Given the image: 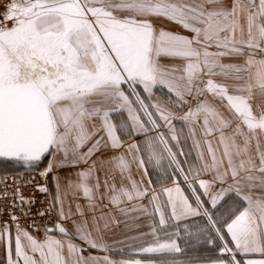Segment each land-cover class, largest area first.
Here are the masks:
<instances>
[{
    "label": "snow or ice",
    "instance_id": "obj_1",
    "mask_svg": "<svg viewBox=\"0 0 264 264\" xmlns=\"http://www.w3.org/2000/svg\"><path fill=\"white\" fill-rule=\"evenodd\" d=\"M254 88L264 94V0H7L0 161L51 175L55 194L33 213L24 184L0 190L11 201L3 264H145L108 255L119 234L136 255L159 258L147 264H264ZM53 213L31 226L43 241L20 226V216ZM200 245L217 257L187 256Z\"/></svg>",
    "mask_w": 264,
    "mask_h": 264
},
{
    "label": "crops",
    "instance_id": "obj_2",
    "mask_svg": "<svg viewBox=\"0 0 264 264\" xmlns=\"http://www.w3.org/2000/svg\"><path fill=\"white\" fill-rule=\"evenodd\" d=\"M227 3H231V0H226ZM154 22L156 23V26L158 29L163 28L166 30H170L176 33H182L185 35H192L190 32H187L186 30H184L181 26L169 22L167 20L161 19V18H154ZM257 59L260 58L259 56L256 57ZM227 62V61H226ZM233 62H237V61H233ZM161 63L163 64H172L173 61L167 57H161ZM218 80L223 79L221 77H217ZM162 93H158L157 95L161 96ZM249 103L252 105L254 114H259L260 112H264V94H262L258 88H254L253 89V93H252V98L249 101ZM131 142V141H129ZM47 163V159L45 160V162L42 164L41 169H43L45 167ZM40 172V171H38ZM150 175L153 176V182L155 183V173L154 172H150ZM3 175H13L11 173H5ZM3 175H0L3 176ZM22 175V174H20ZM14 176H19V175H14ZM49 183H50V188H51V194L52 196L55 194V189L53 187V180H52V176L49 175ZM252 195L254 196V198H261L264 197V191L260 190V189H256ZM76 202H80V203H84L85 201L83 199L79 200V201H74L73 202V210H74V205ZM139 231H147V228H141ZM125 232L127 233V236L131 237V236H136L138 235V231L133 229L131 231L129 230H125ZM33 234V233H31ZM56 238L60 239L62 238L60 236V234L58 232L54 233ZM34 236H36L35 234H33ZM39 240L43 241L46 237V234L42 237H38L36 236ZM118 239L123 241L122 243H115L113 245L114 251L112 253H108V255L111 256V258L113 259H127V258H134V259H142L145 261V264H147V262L149 260H157L159 259L158 257L155 256H145V255H136V249L134 247H130V245H134L135 243H137L136 241L132 240V239H128L125 238L124 234H119ZM145 239H151V237H145ZM76 243H80V241H75ZM109 243L111 244L112 241H109ZM81 247H87L84 244H81ZM116 249H122V251H116ZM93 254L98 255V256H103L105 255V253L103 252H99V251H95L92 250ZM217 253V251H216ZM88 252H85L84 255H88ZM252 258H258V257H252ZM5 261V251H4V247L3 244H0V264H3V262Z\"/></svg>",
    "mask_w": 264,
    "mask_h": 264
},
{
    "label": "built area",
    "instance_id": "obj_3",
    "mask_svg": "<svg viewBox=\"0 0 264 264\" xmlns=\"http://www.w3.org/2000/svg\"><path fill=\"white\" fill-rule=\"evenodd\" d=\"M7 5V0H0V13H3L5 11ZM7 27H11L12 24L9 22ZM31 177H35V180H32L30 183L27 182ZM0 179L7 181V183H0V190L4 188H9L11 190V194L15 195V189L17 188L18 184H24V187L22 189V193L25 197L29 196H35L36 197V204L37 207L33 208V213H36L38 210L39 206L41 204L47 206L51 200H52V194H51V188H50V183H49V177L47 179H42L40 177V172L36 173H24L19 176H14V175H3L0 177ZM15 180V182H14ZM49 187V194L45 196L44 194H41L39 191L36 190L35 185H45ZM11 206V201L8 200H0V210L3 211V214L0 215V223H5L9 222L11 217L9 215V208ZM19 215V213H17ZM57 217L53 213L51 217H46V218H40L39 216L36 215H25V216H20V226L29 230L30 233L35 234L38 237L44 236L45 229L40 228L37 231L32 230V225L34 223H39V224H48L53 221H55Z\"/></svg>",
    "mask_w": 264,
    "mask_h": 264
},
{
    "label": "rangeland",
    "instance_id": "obj_4",
    "mask_svg": "<svg viewBox=\"0 0 264 264\" xmlns=\"http://www.w3.org/2000/svg\"><path fill=\"white\" fill-rule=\"evenodd\" d=\"M161 96L163 97V94H161ZM41 166H42V164H41ZM41 166H40V168H41ZM38 171L39 170L27 171L24 168H21L18 165H15L13 163L0 161V175H3L5 173H11L13 175H20V174H24V173H36ZM189 250L196 251V253L209 252V251L216 252L215 249H213L207 245H200V246H197L195 248H189Z\"/></svg>",
    "mask_w": 264,
    "mask_h": 264
},
{
    "label": "trees",
    "instance_id": "obj_5",
    "mask_svg": "<svg viewBox=\"0 0 264 264\" xmlns=\"http://www.w3.org/2000/svg\"><path fill=\"white\" fill-rule=\"evenodd\" d=\"M217 255H218V253H216V252H211V251H209V252H200V253H196V251H191V250H189L188 249V252H187V256L188 257H200L202 260H203V258H205V257H211V258H216L217 257Z\"/></svg>",
    "mask_w": 264,
    "mask_h": 264
}]
</instances>
